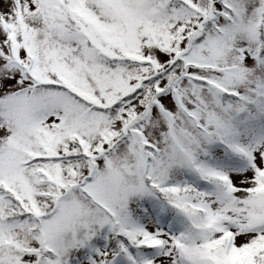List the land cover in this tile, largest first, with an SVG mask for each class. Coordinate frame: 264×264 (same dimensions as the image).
Listing matches in <instances>:
<instances>
[{
	"label": "snow or ice",
	"instance_id": "1",
	"mask_svg": "<svg viewBox=\"0 0 264 264\" xmlns=\"http://www.w3.org/2000/svg\"><path fill=\"white\" fill-rule=\"evenodd\" d=\"M0 264H264V0H0Z\"/></svg>",
	"mask_w": 264,
	"mask_h": 264
}]
</instances>
